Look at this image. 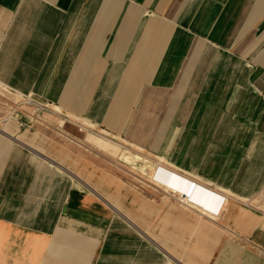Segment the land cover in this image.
Masks as SVG:
<instances>
[{
    "label": "crops",
    "instance_id": "1",
    "mask_svg": "<svg viewBox=\"0 0 264 264\" xmlns=\"http://www.w3.org/2000/svg\"><path fill=\"white\" fill-rule=\"evenodd\" d=\"M0 87V264H264V0H0ZM45 107L223 209L103 194L29 127Z\"/></svg>",
    "mask_w": 264,
    "mask_h": 264
},
{
    "label": "rangeland",
    "instance_id": "2",
    "mask_svg": "<svg viewBox=\"0 0 264 264\" xmlns=\"http://www.w3.org/2000/svg\"><path fill=\"white\" fill-rule=\"evenodd\" d=\"M5 95L7 92L0 90V127L4 128L9 118L8 112L14 110L6 104ZM29 101L32 98L26 103L30 104ZM30 115H34L36 120L29 127L42 132L49 143L53 144L51 146L58 145L63 153L76 160V164H89L90 171L87 173L92 175L94 185L110 198L130 196L133 199V196H148L150 191L163 187L189 206H197L198 198L188 194L190 188L183 189L174 185L170 180L172 174L161 169L165 167L180 173L166 159L128 145L117 137L102 132L95 125H87L84 121H88L87 119L76 116L69 118L58 108H40ZM155 184L161 187H154Z\"/></svg>",
    "mask_w": 264,
    "mask_h": 264
},
{
    "label": "bare ground",
    "instance_id": "3",
    "mask_svg": "<svg viewBox=\"0 0 264 264\" xmlns=\"http://www.w3.org/2000/svg\"><path fill=\"white\" fill-rule=\"evenodd\" d=\"M84 121H85V123H87V125L94 126V124H92L91 122H88L86 120H84ZM4 129L7 130L6 127ZM161 169L170 172L172 174V177L170 179L171 182L176 186L178 185L180 188H185V187L190 188L192 183H195L193 180L185 179V176L183 174L177 173V172L172 171V170L170 171V169L168 170L165 167H161ZM195 184L197 186V189L192 194H193V196L198 198V203L200 205H203V206L208 207V208L216 209V210H219L220 207H221V210L223 209V206H224L223 201L225 200V198H223L219 193H217L215 191L200 187V186H198L197 183H195Z\"/></svg>",
    "mask_w": 264,
    "mask_h": 264
},
{
    "label": "water",
    "instance_id": "4",
    "mask_svg": "<svg viewBox=\"0 0 264 264\" xmlns=\"http://www.w3.org/2000/svg\"><path fill=\"white\" fill-rule=\"evenodd\" d=\"M196 189H197L196 184L192 183V185L190 186V192L188 194L191 195Z\"/></svg>",
    "mask_w": 264,
    "mask_h": 264
},
{
    "label": "built area",
    "instance_id": "5",
    "mask_svg": "<svg viewBox=\"0 0 264 264\" xmlns=\"http://www.w3.org/2000/svg\"><path fill=\"white\" fill-rule=\"evenodd\" d=\"M30 98H31V97L26 98V99L24 100V103L28 102V100H30ZM30 102H31V101H29V103H30Z\"/></svg>",
    "mask_w": 264,
    "mask_h": 264
}]
</instances>
